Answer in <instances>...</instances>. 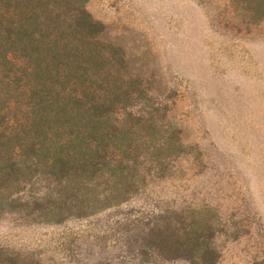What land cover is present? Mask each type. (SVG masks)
Returning <instances> with one entry per match:
<instances>
[{"label": "trees", "instance_id": "16d2710c", "mask_svg": "<svg viewBox=\"0 0 264 264\" xmlns=\"http://www.w3.org/2000/svg\"><path fill=\"white\" fill-rule=\"evenodd\" d=\"M238 25L264 0H229ZM89 0H0V216L36 224L90 217L171 178L188 154L152 76L135 74ZM145 243L163 259L218 264L217 225L166 208ZM0 264H45L0 248Z\"/></svg>", "mask_w": 264, "mask_h": 264}, {"label": "rangeland", "instance_id": "374dc122", "mask_svg": "<svg viewBox=\"0 0 264 264\" xmlns=\"http://www.w3.org/2000/svg\"><path fill=\"white\" fill-rule=\"evenodd\" d=\"M135 74L152 76L188 154L174 175L90 217L36 224L0 216V248L45 264H191L145 239L166 208L217 225L218 264H264V23L238 25L229 0H89ZM186 145V146H187Z\"/></svg>", "mask_w": 264, "mask_h": 264}]
</instances>
